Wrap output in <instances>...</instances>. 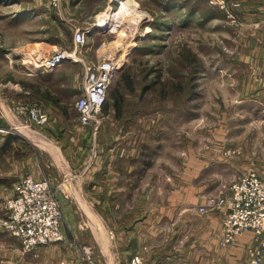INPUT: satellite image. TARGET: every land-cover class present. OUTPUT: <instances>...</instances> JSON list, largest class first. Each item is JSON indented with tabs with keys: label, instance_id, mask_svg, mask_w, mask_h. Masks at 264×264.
I'll return each mask as SVG.
<instances>
[{
	"label": "rangeland",
	"instance_id": "rangeland-1",
	"mask_svg": "<svg viewBox=\"0 0 264 264\" xmlns=\"http://www.w3.org/2000/svg\"><path fill=\"white\" fill-rule=\"evenodd\" d=\"M123 2L128 5L120 21L98 26L102 15L110 9L111 13L117 11ZM262 6L260 0H61L58 5L50 0H0V98L8 99L12 111H18L27 128L35 130V124L26 120L29 110L35 105L47 110L48 90L63 93L62 82L66 81L68 94L62 109L74 118L69 124L57 122L54 138L36 139V146L35 136L26 132L22 123L16 124V129L5 126L0 100V138L7 134L0 143V220L6 216L5 201L13 194L14 184L32 174L27 171L37 156L44 171L48 168L43 159L47 161L52 154L55 161L60 150L67 151V163L61 162L66 166L68 160L72 166L94 163L97 147L116 144L118 138L134 132L137 145L145 141L150 171L135 179L134 197L128 202L124 198L119 210L116 208L120 226L126 225L132 214L138 217L148 209H161L162 199L173 205L178 192L186 200L198 198L199 213L196 205L184 201L186 213L206 222L207 213L222 210H200L210 196L228 192L246 172L256 171L264 177V96H256L253 90L244 92L247 82L256 84L251 74L257 60L241 57L251 47L250 40L262 46L263 23L255 19V10L263 15ZM129 8L132 11L126 15ZM79 28L91 30L87 43L76 50L74 32ZM63 51L70 58L59 64L54 81L47 80L46 64ZM108 58H119L124 64L110 84L102 112L103 122L115 114V124L107 122L102 139L101 128L95 134L94 124L80 122L75 102L82 94L86 68L97 67ZM73 126L83 127L76 144L71 138ZM129 144L123 139L119 147L128 149ZM68 176L64 175L63 183ZM63 183L53 184L63 188L59 190L63 193ZM147 194L152 196L150 205L143 200ZM102 210L107 211V205ZM127 210H134L130 218ZM183 214L181 209L175 221L165 217L161 224L181 228L186 234L190 228ZM82 223L89 226L88 219ZM205 231L202 227L194 232V245L190 237L180 241L182 236H172L176 241L170 256L181 259L180 253L195 249L200 264H209L213 251ZM68 237L58 243L67 241L75 246L82 236ZM83 237L88 239L81 247L83 264H98L95 242ZM239 237L227 245H221L218 237L217 245L231 255L227 264H248L247 246L252 244L253 235L250 242L240 243ZM42 246L37 252L27 251L18 237L0 226V264H11L17 252L29 258L34 255L36 260ZM84 247L93 250L90 256ZM157 253L137 250L129 257V264L137 256L141 264H156Z\"/></svg>",
	"mask_w": 264,
	"mask_h": 264
},
{
	"label": "crops",
	"instance_id": "crops-1",
	"mask_svg": "<svg viewBox=\"0 0 264 264\" xmlns=\"http://www.w3.org/2000/svg\"><path fill=\"white\" fill-rule=\"evenodd\" d=\"M260 4H263L262 7L264 8V0H260ZM255 11H257L256 13L258 15V18L255 19H259L261 23H263L261 27L264 29V13L263 15H259L258 11L260 10L257 9ZM259 40L261 41L262 46L255 41L250 40L249 45H251V47L246 49L247 55L245 54L244 56H241L246 60H257V62H255L256 67L253 68L254 70L251 74L254 76L256 84L253 85L247 82L243 90L245 93L253 90L256 92V96L259 95L263 97L264 34L259 37ZM61 63L62 62L55 61L52 64L53 69L48 70V76L46 77L47 80L54 81V79H56L55 74L57 73V70L61 69V65H59ZM65 83L66 81L62 82V86L64 87L62 90L63 93H57L56 90L52 89H49V92H47L48 96L46 106L51 115L48 124L45 126L35 125L37 128H35V130L26 129V132L35 136L36 146H38L36 139L54 138L53 136H55L58 132L56 129V125L58 124L57 122L69 124L70 119L72 121L74 119L73 116L69 115L62 109L64 105V95L68 94V90L66 89L67 85ZM0 100L4 110L5 126L16 129V124L22 123L25 125V118L22 119L21 116H19L18 111H12L10 101L3 98H0ZM114 117H116V115L112 114L110 120H104L102 123L100 127L102 139L105 137L104 135L107 129V122L115 124ZM105 119H108L107 116H105ZM25 128H27V126ZM82 128L83 127L80 126L78 128L74 127V130L71 132L73 144H76L79 141V134H81ZM19 130L22 131L21 128H19ZM2 135L7 136V134ZM4 136L3 138H0V143L5 141ZM135 136V132L129 133L123 138H118V142L116 144H113L112 142L111 145H100L97 147V160L94 163L87 162L72 166V164H70V160H68V166H66L64 163H67V151L60 150L61 152H57L56 157L58 158H55L56 162L54 160L52 161V154L48 156L49 159L47 158V161L46 158L43 159V162L48 168L47 171H44V166L40 165V158L38 156L35 158V164H31L29 166V170L27 171L32 173L35 177L41 178L48 176L54 184H59L60 182H64L63 179L65 174L66 176H68V173L70 174L66 178L65 183H63L65 193L60 191L58 193L63 206V232L67 238L72 235H81L82 237L78 239L79 241H77V245L75 246L67 244V241L44 245L40 248L41 254L36 260L34 255L29 258L22 252L16 251V253L14 251L17 257L15 261L10 260L11 264H35V261L37 264H83V257L85 254L82 253L84 251L81 247L83 244L88 243V239L86 240L83 236H87V238H90L89 241L95 242L94 246L99 255V257L97 256L98 264H129V257L132 256L135 251H140L142 249L155 250L159 252V254L157 253L158 255L155 259L156 264H200L195 256V249H191L190 253H180L181 259H173L170 256L172 254V251L170 252V247L174 244V241H176V237L181 238V236L182 238L180 241L188 240L190 237L189 242L192 243L191 245H194L193 240L194 238H197V235L193 236L194 232H199L202 227L207 229V231H205V236L211 239L207 240L212 247L211 250L213 251L209 264H227L231 262L230 252L223 250L220 248L221 246L217 245L224 210L207 213V221L201 223V219L199 220L196 215L187 216L186 207L184 205V201H188L185 204L191 203V206L196 205V212L199 213L197 209L199 207L197 197H191V199L186 200L184 199V195L178 192L173 205H167V201L162 199L161 209H159L158 206L155 210L148 209L147 213L138 217H136V215L133 216L132 214V217L130 218V213H134V210H127L126 213L130 219L127 221L128 223L126 225L120 226V215L116 211V208L119 210V205H121V203H124L125 201L128 202L131 196L134 197L133 188L136 185L135 179H142L145 173L150 171V163L147 166L148 163L146 161L148 150L146 149L145 141L142 140L143 144L138 143L137 145L136 142H134ZM144 136L145 132H143L141 137L144 138ZM123 139H126L129 143H131L129 144L130 146L128 149L119 147V144ZM61 142L62 141H60V144ZM62 143L63 144L61 145L64 146L65 143ZM78 146L79 145L76 146V148H78V150L75 151L76 154L80 151V147ZM92 149L93 148H90L91 154ZM63 160L66 161L61 163ZM23 167H25L24 164ZM59 167H61V170H59ZM65 170L68 171L63 174L52 172ZM146 196L147 200L146 198H143V200L147 201V204L152 203V196L149 194ZM124 198L126 199L125 201ZM106 205L108 210H102V208L104 209ZM163 207H167L169 209H163ZM181 209L182 212H184L182 215L184 217L183 221L185 222L186 227L190 228L186 234H182L183 230L181 228L176 230V227L161 224V219L165 217L169 221H175L178 216L177 214ZM163 211H167L169 213L164 214ZM84 219L85 221L87 219L89 220V226H83L82 221ZM92 220H95V223H93ZM165 226L173 228L174 232L170 231V229H166ZM91 236H95V239ZM240 237V243L244 241L250 242L252 241V232H247ZM76 239L77 237L74 238V240ZM80 241H82V244ZM76 246H79L80 249ZM187 254H189L190 257L187 256ZM221 254L223 255L222 258L220 256ZM216 260H218V263Z\"/></svg>",
	"mask_w": 264,
	"mask_h": 264
},
{
	"label": "built area",
	"instance_id": "built-area-1",
	"mask_svg": "<svg viewBox=\"0 0 264 264\" xmlns=\"http://www.w3.org/2000/svg\"><path fill=\"white\" fill-rule=\"evenodd\" d=\"M50 1L53 5H58L61 0ZM88 31L79 28L74 32L76 50L87 43ZM62 57L64 61L70 58L63 51L46 64V69H53L52 63ZM120 61L119 58H108L97 67L89 66L85 70L82 94L76 100L75 107L83 125H95V134L103 122L102 112L108 99L110 84L124 64ZM27 116L29 124L38 126H45L50 121L49 111L40 105L31 108ZM59 190L63 188L55 187L48 176H23L16 181L13 194L5 201L6 216L0 220V226L18 237L27 251L37 252L42 245L63 240L64 218ZM215 209L225 212L219 243L227 245L239 236L252 232L253 242L247 246L248 264H264V177L256 171L246 172L232 183L228 192L220 193L217 197L210 196L200 206L201 211ZM84 250L88 256L93 252L90 247H84ZM140 262L138 256L132 260L133 264H141Z\"/></svg>",
	"mask_w": 264,
	"mask_h": 264
},
{
	"label": "bare ground",
	"instance_id": "bare-ground-1",
	"mask_svg": "<svg viewBox=\"0 0 264 264\" xmlns=\"http://www.w3.org/2000/svg\"><path fill=\"white\" fill-rule=\"evenodd\" d=\"M127 5H128V2H123L121 4L120 8L115 12L113 11V13H111V9H110L109 12H107L105 15H102L103 17H101L100 21L98 22V26H106V25L114 23L116 21H120L123 18V12H124V9ZM131 11L132 10L129 8L127 10L126 15H128ZM130 15H132V14H130ZM88 33H89V31H88ZM63 61H64L63 57L60 58L59 60H56V62H63ZM27 130H28V128H27Z\"/></svg>",
	"mask_w": 264,
	"mask_h": 264
},
{
	"label": "trees",
	"instance_id": "trees-1",
	"mask_svg": "<svg viewBox=\"0 0 264 264\" xmlns=\"http://www.w3.org/2000/svg\"><path fill=\"white\" fill-rule=\"evenodd\" d=\"M115 96H117V97H118V94H117V93H115Z\"/></svg>",
	"mask_w": 264,
	"mask_h": 264
}]
</instances>
